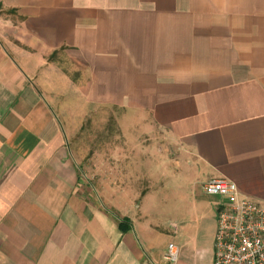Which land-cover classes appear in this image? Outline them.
Wrapping results in <instances>:
<instances>
[{"label":"crops","instance_id":"1","mask_svg":"<svg viewBox=\"0 0 264 264\" xmlns=\"http://www.w3.org/2000/svg\"><path fill=\"white\" fill-rule=\"evenodd\" d=\"M222 177L264 204V0H0V264H213Z\"/></svg>","mask_w":264,"mask_h":264},{"label":"built area","instance_id":"2","mask_svg":"<svg viewBox=\"0 0 264 264\" xmlns=\"http://www.w3.org/2000/svg\"><path fill=\"white\" fill-rule=\"evenodd\" d=\"M202 190L218 198L213 264H264V204L244 197L223 177L209 179ZM177 254L170 244L166 258Z\"/></svg>","mask_w":264,"mask_h":264},{"label":"rangeland","instance_id":"3","mask_svg":"<svg viewBox=\"0 0 264 264\" xmlns=\"http://www.w3.org/2000/svg\"><path fill=\"white\" fill-rule=\"evenodd\" d=\"M119 115L120 111L117 109H98L86 116L81 129L71 139L70 146L75 158L80 163L83 181H90V173L85 171V168L91 159H96V154H98L97 159L100 162L111 158L108 149L112 147L120 149L125 147L124 150L132 149L134 150L133 156L137 155L139 150L137 144L133 140L123 141L121 138V130L117 121ZM120 156L117 157L121 160L122 156Z\"/></svg>","mask_w":264,"mask_h":264},{"label":"trees","instance_id":"4","mask_svg":"<svg viewBox=\"0 0 264 264\" xmlns=\"http://www.w3.org/2000/svg\"><path fill=\"white\" fill-rule=\"evenodd\" d=\"M121 226V228H122V225H120Z\"/></svg>","mask_w":264,"mask_h":264}]
</instances>
